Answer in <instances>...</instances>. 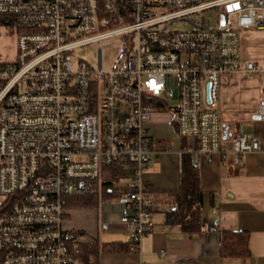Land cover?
Listing matches in <instances>:
<instances>
[{
  "label": "built area",
  "instance_id": "2783aa9c",
  "mask_svg": "<svg viewBox=\"0 0 264 264\" xmlns=\"http://www.w3.org/2000/svg\"><path fill=\"white\" fill-rule=\"evenodd\" d=\"M244 31L264 32V0H0V264H73L67 196L100 189L106 165L129 170L118 200L138 247L153 228V111L197 141L195 168L230 153L238 169L261 150L241 132L224 145L219 112L222 78L236 72L259 77L264 119V68L244 57ZM116 37L125 50L109 69L101 50L97 67L72 61Z\"/></svg>",
  "mask_w": 264,
  "mask_h": 264
},
{
  "label": "crops",
  "instance_id": "0c3cea01",
  "mask_svg": "<svg viewBox=\"0 0 264 264\" xmlns=\"http://www.w3.org/2000/svg\"><path fill=\"white\" fill-rule=\"evenodd\" d=\"M259 31H244L243 54L246 59L264 68L262 52L249 51L248 38ZM264 45V42H263ZM264 47V46H263ZM257 45V49H262ZM247 77L231 73L222 78L220 88V115L224 130V145L230 137L241 132L258 136L261 150L246 153L243 166L235 168L232 154H215L204 158L198 168L201 188L204 192L203 230L188 234L177 225H166L165 212L176 204L170 194L179 190L184 155L192 163L193 151L198 148L194 139L180 136L174 113L156 110L147 125L152 137L153 163L145 174L148 195L152 202L153 228L143 237L137 250L115 251L109 248L115 243H130L131 234L127 222L132 208L124 201H105V206L91 209H68L65 227L80 233V241H98L104 245L99 264H264V119H254L261 96L259 77ZM258 79L254 91L245 87V81ZM240 80H243L241 85ZM165 113L168 125L179 136V147L172 150L169 140L155 133L156 114ZM163 116V114H160ZM128 178H120L116 187L126 189ZM121 201V202H119ZM246 230L250 233L251 254L245 257H223L220 253V231ZM78 262V263H77ZM74 264H80L77 260Z\"/></svg>",
  "mask_w": 264,
  "mask_h": 264
},
{
  "label": "trees",
  "instance_id": "16d2710c",
  "mask_svg": "<svg viewBox=\"0 0 264 264\" xmlns=\"http://www.w3.org/2000/svg\"><path fill=\"white\" fill-rule=\"evenodd\" d=\"M152 146V144H151ZM129 170L118 165H106L101 180V188L83 195L67 196L68 209L98 208L101 202L112 201L126 193V189H120L115 183L120 178H129ZM176 206L165 212L166 225H177L188 234H198L203 230L202 210L204 192L201 188V180L198 168L193 167L189 155H184L181 167L179 190L170 194ZM77 236L80 233H76ZM250 233L246 230L220 231V253L223 257H245L251 254L249 248ZM79 252L76 260L80 264H99V256L104 245L98 241H78ZM115 251L137 250L138 247L131 240L130 243H115L110 248ZM75 263V262H74ZM73 263V264H74Z\"/></svg>",
  "mask_w": 264,
  "mask_h": 264
},
{
  "label": "rangeland",
  "instance_id": "374dc122",
  "mask_svg": "<svg viewBox=\"0 0 264 264\" xmlns=\"http://www.w3.org/2000/svg\"><path fill=\"white\" fill-rule=\"evenodd\" d=\"M264 33V32H263ZM264 34L258 35V34H253V37L248 38V46H249V51L250 52H255L257 50H260L262 52V57H264ZM2 43L3 41L0 40V49L5 52L2 48ZM125 45L126 42L124 38L122 37H116L112 40L102 42V43H93L86 45L84 47H81L79 49H76L72 52V61L77 64L80 61H85L86 63L90 64L93 67L98 66V57L96 54H98L101 50L102 52V58H103V65L105 69H109L115 61L123 54V51L125 50ZM257 45H261L263 47L262 49H257ZM257 77V76H256ZM255 77V78H256ZM258 78V77H257ZM258 79L254 80H249L245 81V87H248L251 92L254 91L256 85H257ZM240 84L243 85V80H240ZM156 114V128H155V133L158 136L165 137V139L169 140L168 146L174 151L179 147V136L177 132L173 129L172 125L169 124L168 120V125L164 122L166 120L165 113H155ZM160 114H163L161 116ZM121 202V201H119ZM110 202L105 203L101 202L100 206H105L106 204L109 205ZM66 222L68 219H65ZM78 263V262H77Z\"/></svg>",
  "mask_w": 264,
  "mask_h": 264
},
{
  "label": "water",
  "instance_id": "95a60500",
  "mask_svg": "<svg viewBox=\"0 0 264 264\" xmlns=\"http://www.w3.org/2000/svg\"><path fill=\"white\" fill-rule=\"evenodd\" d=\"M260 118H262L260 115L254 116V119H260Z\"/></svg>",
  "mask_w": 264,
  "mask_h": 264
}]
</instances>
